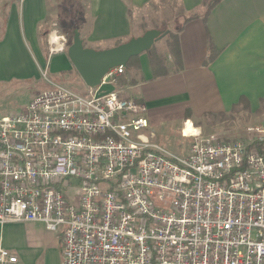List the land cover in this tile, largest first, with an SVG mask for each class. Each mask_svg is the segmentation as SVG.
<instances>
[{
    "label": "built area",
    "instance_id": "obj_1",
    "mask_svg": "<svg viewBox=\"0 0 264 264\" xmlns=\"http://www.w3.org/2000/svg\"><path fill=\"white\" fill-rule=\"evenodd\" d=\"M123 70L79 93L43 68L47 89L0 117V225L58 234L62 264H264V126L186 119L172 152L144 102L101 93ZM0 264L18 258L0 246Z\"/></svg>",
    "mask_w": 264,
    "mask_h": 264
},
{
    "label": "crops",
    "instance_id": "obj_2",
    "mask_svg": "<svg viewBox=\"0 0 264 264\" xmlns=\"http://www.w3.org/2000/svg\"><path fill=\"white\" fill-rule=\"evenodd\" d=\"M85 1V19L91 30L83 43L96 50L128 38L134 26L148 27V12H160L166 3ZM176 1L188 15L179 33L182 69L176 70L173 58L164 56L168 74L154 78L150 56L141 54L114 83L102 85L101 93L115 91L144 102L151 129L160 126L165 112L176 114L179 122L173 129L177 131L182 121H193L188 115L232 113L241 97L251 109L260 107L264 103V0H222L206 18L203 0ZM61 6V0H0V88L14 80L39 77L40 70L47 67L39 28L52 22ZM190 14L198 17L187 21ZM209 42L216 51L211 61H207ZM49 59L52 74L72 67L65 54ZM86 87L84 84V91ZM0 246L15 254L18 264H62L60 236L39 223L0 225Z\"/></svg>",
    "mask_w": 264,
    "mask_h": 264
},
{
    "label": "rangeland",
    "instance_id": "obj_3",
    "mask_svg": "<svg viewBox=\"0 0 264 264\" xmlns=\"http://www.w3.org/2000/svg\"><path fill=\"white\" fill-rule=\"evenodd\" d=\"M61 4V9L54 15L53 21L47 25H42L39 28L40 41L46 59L47 67L45 68L47 69L50 80L59 84H63L81 93L84 92V84L73 67H71L68 71L59 74H52L49 69V38L51 35L56 33V35L59 36L56 46L57 48H63L61 52L56 54L67 55V49L72 44L73 31L77 29L80 32L82 40H85L91 30V27L88 24L89 21L85 19L88 15V6L85 0H61ZM164 5L165 6H163L162 11L160 12L150 10L145 22L148 24V27H153L154 24H156V28L153 29L159 30L162 33L167 31L173 33L178 28H180L183 20L188 15H186L180 9L176 0H166ZM148 27H132L131 34L128 38L118 40L119 42L109 43V48L125 43L133 37L142 35L146 29H148ZM167 43L168 36L166 35L162 39L156 41L152 48L154 47L156 54L169 58L170 55ZM149 52L150 50L142 54H147L150 56ZM52 55H54V53ZM45 89H47V83L42 80L40 74L39 77L34 76L28 80H14L10 84L1 87L0 117L13 114L15 111L24 108L36 94L44 91ZM233 109L234 112L229 114L211 115L209 113L202 117H191L189 115L188 117L193 119L194 122H192L194 126H202V131L204 134H210L217 129L234 131L239 128L242 129L247 125L264 126V103H261V106L257 109H251L250 106L248 109H243L242 106H238L237 108ZM165 113H163L164 118H162L161 122L159 123L160 126L152 130L156 135V140L162 146L172 152L178 153L180 152L182 139L180 138L179 133L174 130L173 127L179 121L175 116L176 114ZM182 125L183 121L179 127H182ZM189 131H193L191 122L187 123L185 134H187Z\"/></svg>",
    "mask_w": 264,
    "mask_h": 264
},
{
    "label": "water",
    "instance_id": "obj_4",
    "mask_svg": "<svg viewBox=\"0 0 264 264\" xmlns=\"http://www.w3.org/2000/svg\"><path fill=\"white\" fill-rule=\"evenodd\" d=\"M166 35L167 32L148 29L125 43L96 50L84 46L80 32L75 29L72 44L67 49V57L82 82L87 87L96 88L101 85L102 79L110 69L119 66L125 68L131 58L149 51L156 41ZM105 82H108V78Z\"/></svg>",
    "mask_w": 264,
    "mask_h": 264
},
{
    "label": "trees",
    "instance_id": "obj_5",
    "mask_svg": "<svg viewBox=\"0 0 264 264\" xmlns=\"http://www.w3.org/2000/svg\"><path fill=\"white\" fill-rule=\"evenodd\" d=\"M222 0H203V6H204V18L207 17L208 13ZM198 16L196 14L191 15L187 21L191 20V19H195ZM181 31V27L178 28L175 32H169L167 31V36H168V51H169V55L173 58L174 60V64H175V69L176 70H180L182 69V58H181V49H180V45H179V33ZM85 46V45H84ZM208 60L207 61H211L213 60V58L216 56V51L213 47V45L211 44V42H209L208 44ZM150 63L152 66V70H153V77L157 78V77H161L164 75L168 74V70L166 69V67L164 66V57L162 55L156 54L154 51V47L152 49H150ZM138 59V57H133L129 60V62L127 63V66L125 68H131L133 66V62L136 61ZM238 106H242L243 109H248L249 108V104L248 101L246 100V98L241 97L238 104H236L233 108H237ZM232 108V112H234V109Z\"/></svg>",
    "mask_w": 264,
    "mask_h": 264
}]
</instances>
